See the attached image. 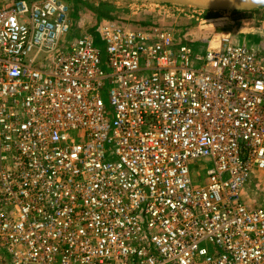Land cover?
<instances>
[{
	"label": "built area",
	"instance_id": "obj_1",
	"mask_svg": "<svg viewBox=\"0 0 264 264\" xmlns=\"http://www.w3.org/2000/svg\"><path fill=\"white\" fill-rule=\"evenodd\" d=\"M98 32L0 5V264H264V51Z\"/></svg>",
	"mask_w": 264,
	"mask_h": 264
},
{
	"label": "rangeland",
	"instance_id": "obj_2",
	"mask_svg": "<svg viewBox=\"0 0 264 264\" xmlns=\"http://www.w3.org/2000/svg\"><path fill=\"white\" fill-rule=\"evenodd\" d=\"M14 0H0V5ZM73 16L72 4L77 7L76 22L94 38L95 46L101 52L102 68L108 71L106 43L98 32V23L102 20H117L127 26L141 30L155 27L171 30L176 39H183L191 45L210 47L216 45L223 36L234 43H247L255 49L264 51V9L255 11H209L194 7L171 5L148 0H63ZM80 9V10H78ZM73 11V12H72ZM86 13V14H84ZM85 18V22H83ZM82 20V21H81ZM98 21V22H97ZM207 42V43H204ZM108 102V98H105ZM200 166H193L196 175ZM202 176L205 172L202 171ZM246 195L247 203L252 206H264V170L257 171Z\"/></svg>",
	"mask_w": 264,
	"mask_h": 264
},
{
	"label": "water",
	"instance_id": "obj_3",
	"mask_svg": "<svg viewBox=\"0 0 264 264\" xmlns=\"http://www.w3.org/2000/svg\"><path fill=\"white\" fill-rule=\"evenodd\" d=\"M209 11L249 12L264 8V0H148Z\"/></svg>",
	"mask_w": 264,
	"mask_h": 264
},
{
	"label": "crops",
	"instance_id": "obj_4",
	"mask_svg": "<svg viewBox=\"0 0 264 264\" xmlns=\"http://www.w3.org/2000/svg\"><path fill=\"white\" fill-rule=\"evenodd\" d=\"M72 6V8H73V16H72V14H71V18H72V23H73V26L76 28V34L78 35V34H80V33H85V32H87V33H89V34H91L92 35V33H91V30H92V28L91 29H89L88 31H80L79 30V28L80 27H83L80 23V21H79V24L78 25H74V24H76V23H74V21L76 22V19H78V18H76V10H77V7H76V5L75 4H72L71 5ZM262 9H264V8H262ZM78 10H80V9H78ZM264 11V10H263ZM84 14H86V13H84ZM82 21V20H81ZM102 21H104V20H102ZM102 21H97L98 23H96V24H100V22H102ZM83 22H85V18H84V20H83ZM181 39V41H184V42H186L185 41V39H183V35L180 37ZM200 42H203V41H200ZM200 42H198V45L196 44V45H194V46H199V45H201V44H199ZM204 43H207V42H204Z\"/></svg>",
	"mask_w": 264,
	"mask_h": 264
}]
</instances>
